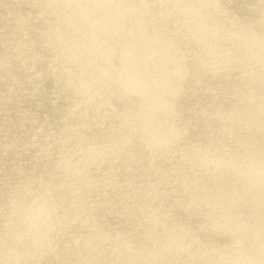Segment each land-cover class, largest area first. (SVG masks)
<instances>
[{
	"label": "bare ground",
	"instance_id": "bare-ground-1",
	"mask_svg": "<svg viewBox=\"0 0 264 264\" xmlns=\"http://www.w3.org/2000/svg\"><path fill=\"white\" fill-rule=\"evenodd\" d=\"M0 264H264V0H0Z\"/></svg>",
	"mask_w": 264,
	"mask_h": 264
}]
</instances>
